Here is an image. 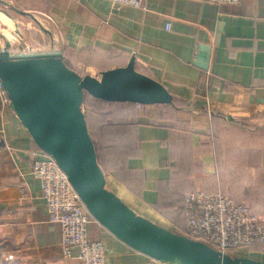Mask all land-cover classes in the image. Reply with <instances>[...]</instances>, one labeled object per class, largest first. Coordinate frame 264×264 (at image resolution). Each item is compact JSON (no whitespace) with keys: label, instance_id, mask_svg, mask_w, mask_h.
I'll list each match as a JSON object with an SVG mask.
<instances>
[{"label":"crops","instance_id":"obj_1","mask_svg":"<svg viewBox=\"0 0 264 264\" xmlns=\"http://www.w3.org/2000/svg\"><path fill=\"white\" fill-rule=\"evenodd\" d=\"M0 1L48 19L47 32L36 20L47 48L17 45L20 52L59 53L95 78L133 59L172 97L168 105H82L105 187L129 209L178 234L184 221L174 199L219 192L264 217V0H146L145 10H115L106 0ZM37 150L0 94V264H80L77 249L63 257L60 227L48 222L32 175ZM89 237L104 245L107 264H163L94 220ZM235 257L264 264V247Z\"/></svg>","mask_w":264,"mask_h":264},{"label":"water","instance_id":"obj_2","mask_svg":"<svg viewBox=\"0 0 264 264\" xmlns=\"http://www.w3.org/2000/svg\"><path fill=\"white\" fill-rule=\"evenodd\" d=\"M0 4L39 24L32 15ZM9 49V42L3 47L0 43V84L13 111L39 150L52 157L67 176L89 215L116 240L163 264H261L222 255L161 228L106 189L82 111L84 96L141 106L172 102L164 86L134 70L133 59L126 67L95 78L68 68L59 53L11 57Z\"/></svg>","mask_w":264,"mask_h":264},{"label":"built area","instance_id":"obj_3","mask_svg":"<svg viewBox=\"0 0 264 264\" xmlns=\"http://www.w3.org/2000/svg\"><path fill=\"white\" fill-rule=\"evenodd\" d=\"M115 10H145L146 0H106ZM218 4H236L238 0H210ZM40 52H9L11 57ZM0 94L5 92L0 84ZM32 175L40 182L48 222L60 227V248L64 258L80 264H107L104 245L89 237L93 218L87 212L67 176L54 159L41 150L36 152ZM184 227L178 235L200 242L222 255L235 257L237 251L264 245V217L254 215L247 205L222 193L194 191L184 195Z\"/></svg>","mask_w":264,"mask_h":264},{"label":"rangeland","instance_id":"obj_4","mask_svg":"<svg viewBox=\"0 0 264 264\" xmlns=\"http://www.w3.org/2000/svg\"><path fill=\"white\" fill-rule=\"evenodd\" d=\"M0 11H4L8 13L10 18L14 21V22H11V19L9 20L4 13H0V22L4 23L8 27L7 28L6 26L0 23V43L2 47L4 46L5 41H7L10 43L9 52L20 51L16 48L17 45H20L24 48L28 47L27 48L28 50H34L32 48H38V49L47 48L48 41H49L48 37H45V35H43L44 33L39 29L38 25L35 24V22H33L30 18L21 17L20 15L16 14L14 11L10 10L9 7H6L1 4H0ZM32 15L41 24L42 28H44L47 32L48 30L47 17H45L43 14H40V13L38 14L35 13ZM1 35H3L4 38L1 37ZM39 52L42 53L44 51L39 50ZM79 74L81 76H85L82 71H80ZM97 77L99 78L100 76L98 75ZM227 136H228V133H227ZM258 143L259 142H257L256 138L251 139L250 137L249 139L250 147L257 148Z\"/></svg>","mask_w":264,"mask_h":264},{"label":"trees","instance_id":"obj_5","mask_svg":"<svg viewBox=\"0 0 264 264\" xmlns=\"http://www.w3.org/2000/svg\"><path fill=\"white\" fill-rule=\"evenodd\" d=\"M86 97H88V98H86ZM90 98H92V97H90V96H88V95H86V96H84V101H83V105H85V106H89V99ZM94 99V98H93ZM94 100H96V99H94ZM98 101H100V100H98ZM101 102V101H100ZM103 102V101H102ZM183 199H184V195L182 196V195H180V196H178V197H176L175 199H174V201L175 202H179L180 204V206H179V208L177 209V212L179 211V214L182 216V218H183V221H184V223H185V220H184V208H183ZM183 227H184V224H183ZM183 227H182V229H183ZM181 229V230H182ZM180 230V231H181ZM259 247H264V245H254V246H251V247H247V248H242V249H239L238 251H237V255L239 254V253H241V251L242 250H247V249H258Z\"/></svg>","mask_w":264,"mask_h":264}]
</instances>
